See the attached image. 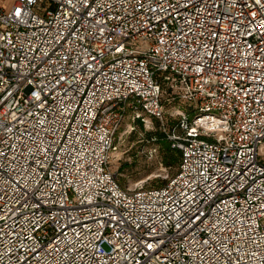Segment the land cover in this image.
Returning a JSON list of instances; mask_svg holds the SVG:
<instances>
[{
  "label": "built area",
  "instance_id": "built-area-1",
  "mask_svg": "<svg viewBox=\"0 0 264 264\" xmlns=\"http://www.w3.org/2000/svg\"><path fill=\"white\" fill-rule=\"evenodd\" d=\"M3 1L0 264H264V0ZM130 115L159 187L112 167Z\"/></svg>",
  "mask_w": 264,
  "mask_h": 264
},
{
  "label": "rangeland",
  "instance_id": "rangeland-1",
  "mask_svg": "<svg viewBox=\"0 0 264 264\" xmlns=\"http://www.w3.org/2000/svg\"><path fill=\"white\" fill-rule=\"evenodd\" d=\"M12 4L13 0L2 2L6 10ZM143 124L132 120L130 115L122 120L116 131V155L112 159V167L117 168L119 182L123 186L153 188L175 172V166L167 167L163 163L160 145L155 141L158 137L156 132L161 130L159 124L154 122L149 129Z\"/></svg>",
  "mask_w": 264,
  "mask_h": 264
},
{
  "label": "trees",
  "instance_id": "trees-1",
  "mask_svg": "<svg viewBox=\"0 0 264 264\" xmlns=\"http://www.w3.org/2000/svg\"><path fill=\"white\" fill-rule=\"evenodd\" d=\"M137 122L141 125V121L140 120H137ZM175 122H176V119H171V118L168 119L167 122H166L167 129H171ZM156 133H158V137L156 138L155 141H157V143L160 145L161 152H162V155H163V163L167 167L168 166L169 167L175 166V172H176V169L178 167V163L180 161V152L177 150V148H173L171 146V142L167 138L166 132H164L161 129L159 132H156ZM166 182H167V180L162 182L160 185L155 186V187H159V186L165 184ZM150 188H152V187H150Z\"/></svg>",
  "mask_w": 264,
  "mask_h": 264
},
{
  "label": "bare ground",
  "instance_id": "bare-ground-1",
  "mask_svg": "<svg viewBox=\"0 0 264 264\" xmlns=\"http://www.w3.org/2000/svg\"><path fill=\"white\" fill-rule=\"evenodd\" d=\"M115 153H116V151L113 153V157H115V155H116ZM113 161H114V160H113ZM113 165H114V164H113Z\"/></svg>",
  "mask_w": 264,
  "mask_h": 264
},
{
  "label": "snow or ice",
  "instance_id": "snow-or-ice-1",
  "mask_svg": "<svg viewBox=\"0 0 264 264\" xmlns=\"http://www.w3.org/2000/svg\"><path fill=\"white\" fill-rule=\"evenodd\" d=\"M16 14L19 15V10L16 11Z\"/></svg>",
  "mask_w": 264,
  "mask_h": 264
}]
</instances>
